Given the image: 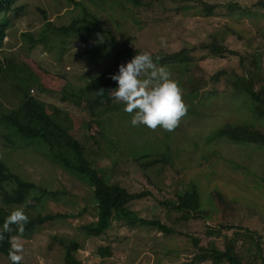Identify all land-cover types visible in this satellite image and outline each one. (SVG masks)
Segmentation results:
<instances>
[{
	"label": "rangeland",
	"instance_id": "rangeland-1",
	"mask_svg": "<svg viewBox=\"0 0 264 264\" xmlns=\"http://www.w3.org/2000/svg\"><path fill=\"white\" fill-rule=\"evenodd\" d=\"M80 1L81 6L69 0H18L14 7L22 6L23 10L17 16L9 14L7 44L0 52V60L29 63L37 69L45 88L50 90L41 94L42 100L67 108L74 117L76 131L86 113L60 100L61 91L66 84L80 88L88 77L110 68L111 54L95 59L84 56L88 44L80 37L58 36L51 48L38 43L30 49V42L22 33L36 32L46 17L54 25L69 24L86 6L99 25L113 33L116 42L132 36V45L150 54L191 49L194 59L190 71L182 78L176 73L171 76L186 105L185 115L173 130L134 127L130 124L131 115L120 108L119 114L107 115L102 133L92 123L91 139L79 135L87 157L109 180L130 192H150L133 200L131 209L142 217L160 220L174 232L167 234L152 226L114 222L106 234L89 237L83 225L96 220L92 187L83 176L55 163L45 147L23 140L0 121L1 159L22 179L34 182L36 190L41 187L57 191L58 198H45L44 211L66 215L39 227L29 238L15 236L23 246L22 262L64 264L59 239L70 238L82 245L77 257L86 264H182L194 254L193 236L200 237L203 245L210 241L223 247L224 237L219 230L232 235L236 229L227 230L221 224L258 232L264 247V147L234 142L224 136L241 124L254 125L264 132V122L252 113L248 95L241 92L252 81L264 95V8L256 6L258 0H181L187 5L185 8L173 0H161L160 6L146 4V8L138 9H132L127 0ZM199 1L214 5L213 12L207 13ZM216 33L236 54L212 57L200 48L201 42ZM161 40L165 42L163 46ZM57 44L65 46L60 55ZM14 77L5 71L0 73V106L4 110L20 101L17 87L23 82ZM190 79L200 83L199 96L189 93L190 84L188 89L181 86ZM23 81L26 89L30 79L24 77ZM34 84L30 86L34 92L30 89V93L37 95ZM115 86L113 81L107 89ZM108 90L103 99L110 105L113 100ZM142 155L149 156L144 160H160L144 168L135 159ZM110 170L114 171L111 177ZM193 185L200 194L202 214L185 213L183 217L172 205H166L176 200L178 191ZM219 194L228 205L220 202ZM27 203L33 205L36 200L31 197ZM209 226L215 231L208 237L205 231ZM101 245H110L113 256L100 257L97 250ZM0 264L10 262L0 254Z\"/></svg>",
	"mask_w": 264,
	"mask_h": 264
},
{
	"label": "trees",
	"instance_id": "trees-1",
	"mask_svg": "<svg viewBox=\"0 0 264 264\" xmlns=\"http://www.w3.org/2000/svg\"><path fill=\"white\" fill-rule=\"evenodd\" d=\"M18 0H0V52L7 44L5 38L8 28L10 27V13L14 15L21 14L23 7L15 6ZM73 5L81 6L80 0H69ZM131 4L132 9L147 4L160 6L161 0H127ZM181 3V0H173ZM207 13H212L214 5L199 1ZM256 6L264 8V0H258ZM146 8V6L144 7ZM44 25L36 32L26 31L22 36L30 42V49L36 44L45 45V48H51L54 45L56 38L59 36L66 38L80 37V41L87 43L84 56H90L95 59L100 55H110L113 65L99 75L88 77L86 82L80 88H75L71 84H66L63 88L60 100L70 106L84 110L86 117L81 121V126L74 130L73 116L68 112L67 108H60L49 105L45 100H42L41 94L49 93L50 90L45 88L44 80L38 74L37 69H32L29 63L19 64L13 61L0 60V73L3 71L15 75V80L22 81L23 85H19L17 90L20 95V101L14 107L4 110L0 106V121L5 122L12 131L20 136L23 140H29L43 146L48 150L49 156L58 165L83 176L86 182L92 187L95 208L97 210L96 220L83 225L86 234L90 236H101L114 225V222L120 224H141L152 226L160 231L171 234L174 229L162 223L158 219H148L140 216L135 210L131 209L130 203L135 199H140L150 195V192H130L118 182L109 180L92 161L87 157V149L84 147L83 141L79 135H83L85 139H91L90 129L91 124L95 123L99 130H104L110 113L119 114V109L123 105L114 101L105 103L103 97L107 88L112 85L110 74L118 70V65L130 60L136 52H144L140 48L132 45V36H127L122 43L116 42L113 33L110 30L104 29L99 25L86 8L82 6V14L73 18L69 24L54 25L48 17L45 18ZM219 34L213 35L210 40L201 42L200 48L207 51V54L212 57H226L230 54H236L223 41ZM95 41V43H94ZM65 46L57 44L56 52L60 55ZM191 49L184 47L179 51L170 53H153L151 54L154 62L157 65L165 67L173 76L175 73L181 75V78L186 76L191 69L193 55ZM244 61V59H243ZM24 77L30 79V83L26 89L24 87ZM245 81L246 77H244ZM27 83V80H25ZM35 83V84H34ZM37 87V95L30 93L31 85ZM182 87L188 89L189 93L199 96L200 83L198 81L189 80V83H180ZM110 89V88H109ZM242 93L248 95V103L250 110L258 120L264 122V95L261 91L256 90L252 81L247 83V86ZM192 94V95H193ZM196 98V97H195ZM198 98V97H197ZM247 101V100H246ZM107 118V119H106ZM232 127V126H231ZM235 127V126H234ZM224 136L234 142L254 143L264 147V132L254 125L241 124L234 128ZM103 139H105L103 137ZM9 140L15 141L14 138ZM40 142V143H39ZM15 143V142H14ZM36 144V145H37ZM44 148V149H45ZM149 157L142 155L135 159L144 168L153 166L159 162L160 158ZM110 170V177L113 174ZM112 173V174H111ZM37 185L28 180L22 179L19 175L12 172L7 164L0 157V225L3 224L4 218L17 206H23V210L29 217L28 223L25 225L24 233L21 235L16 232L15 225L10 226L11 230L4 233V239L0 240V254L7 259V253L10 247L9 238L12 236L31 237L35 231L44 224L66 215L63 213H45L44 206L46 205L45 198H58L57 191H48L46 188H41V192H37ZM33 192V193H32ZM33 197L36 203L28 205L30 198ZM176 200L164 201L166 205H172L173 208L182 213L185 217L187 214H202L200 194L197 186L193 185L183 192H177ZM218 198L221 203L228 205L220 194ZM28 206L30 209H28ZM221 228L227 230L236 229L232 235L223 233L219 230L221 236L224 237L223 247L216 246L212 242L206 245L201 244L200 237L193 236V245L195 251L189 261L182 264H264V247L262 245L263 237L258 232L243 228L242 226L221 224ZM219 226V227H220ZM244 231H241L243 230ZM215 231L214 227L209 226L205 234L209 237ZM60 245L64 250V264H86L77 257V253L82 245L76 239H59ZM240 242H242L240 244ZM97 253L102 258L112 257L113 249L110 245L99 246ZM21 264H24L21 262Z\"/></svg>",
	"mask_w": 264,
	"mask_h": 264
},
{
	"label": "clouds",
	"instance_id": "clouds-1",
	"mask_svg": "<svg viewBox=\"0 0 264 264\" xmlns=\"http://www.w3.org/2000/svg\"><path fill=\"white\" fill-rule=\"evenodd\" d=\"M164 43L161 40L162 46ZM110 79L116 86L108 90L109 95L115 103L123 105L124 113L131 115L130 124L134 127L143 125L155 130L159 126L171 131L186 113L177 81L165 67L158 66L148 52H136L130 60L119 64L118 70L110 74ZM31 91L34 92L33 89ZM28 221L23 208L12 210L0 225V240L12 225L22 235ZM9 244L7 257L10 264H21L23 246L15 236L9 238Z\"/></svg>",
	"mask_w": 264,
	"mask_h": 264
}]
</instances>
